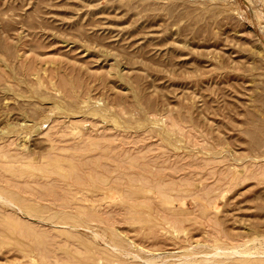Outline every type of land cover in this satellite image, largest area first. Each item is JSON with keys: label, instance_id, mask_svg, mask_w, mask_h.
Instances as JSON below:
<instances>
[{"label": "rangeland", "instance_id": "rangeland-1", "mask_svg": "<svg viewBox=\"0 0 264 264\" xmlns=\"http://www.w3.org/2000/svg\"><path fill=\"white\" fill-rule=\"evenodd\" d=\"M0 199V264H264V0H0Z\"/></svg>", "mask_w": 264, "mask_h": 264}, {"label": "bare ground", "instance_id": "bare-ground-1", "mask_svg": "<svg viewBox=\"0 0 264 264\" xmlns=\"http://www.w3.org/2000/svg\"><path fill=\"white\" fill-rule=\"evenodd\" d=\"M105 110V109H104ZM100 113H102V112H100ZM5 153V152H4ZM68 161V160H67ZM13 162V161H12ZM69 164V163H68ZM52 165V164H51ZM16 169V168H15ZM14 169V170H15ZM68 169V168H67ZM19 170V169H18ZM17 170V171H18ZM38 170V169H37ZM10 171V170H9ZM40 171V170H39ZM7 172V171H6ZM75 173V172H74ZM13 174V173H12ZM14 175V174H13ZM89 175V174H88ZM95 176H96V174H95ZM132 179V178H131ZM134 180V179H133ZM105 182V181H104ZM149 182V181H148ZM150 186V185H149ZM91 187V186H90ZM96 187V186H95ZM152 187V186H151ZM89 189V188H88ZM160 189V188H159ZM73 190V189H72ZM76 191V190H75ZM11 193H13V192H11ZM81 194L83 193V192H80ZM160 193H161V191H160ZM167 193V192H166ZM78 194H79V192H78ZM78 194H76V195H78ZM9 195V194H8ZM103 195H105V194H103ZM166 195V194H165ZM2 196H4L3 194H2ZM14 196V195H13ZM168 196V195H167ZM161 197V196H160ZM2 198V197H1ZM4 198H5V196H4ZM71 198V197H70ZM6 199V198H5ZM83 199V198H82ZM81 198H80V200H82ZM1 200V199H0ZM2 200H4V199H2ZM94 200V199H93ZM5 201V200H4ZM10 201V200H9ZM73 201V200H72ZM84 201V200H83ZM160 201H161V199H160ZM8 204H10V202H8V201H6ZM11 203H13V201H11ZM67 203V202H66ZM161 203H163V198H162V202ZM136 206H137V204H135ZM14 206V205H13ZM74 207V206H73ZM138 208V207H137ZM83 209V208H82ZM52 212V211H51ZM51 212H49V213H51ZM65 212V211H64ZM62 213V212H61ZM55 214V213H54ZM58 214V213H57ZM63 216V215H62ZM48 217H51V216H48ZM5 218H6V216H5ZM72 218H74V217H72ZM54 219V218H53ZM73 221V220H72ZM2 222H3V220H2ZM1 222V223H2ZM7 222V221H6ZM169 222V221H168ZM26 223V222H25ZM59 223H60V221H59ZM175 224V223H174ZM176 225V224H175ZM169 226V225H168ZM13 227V226H12ZM76 227V226H75ZM8 230V229H7ZM31 231V230H30ZM176 232V231H175ZM174 233V232H173ZM94 234V233H93ZM38 235V234H37ZM95 236H96V234H94ZM40 238V237H39ZM43 238V237H42ZM114 242V241H113ZM113 244V243H112ZM116 245V244H115ZM112 246H114V245H112ZM115 247V246H114ZM117 248H118V245H117ZM216 248H218V247H216ZM113 249V248H112ZM219 249H220V247H219ZM118 250H120V248L118 249ZM234 250H236V249H233V251ZM73 251V250H72ZM233 251L231 252V254L233 253ZM82 252V251H81ZM216 253H218L219 251H215ZM222 252V251H221ZM235 252V251H234ZM238 251L236 250V252L235 253H237ZM23 253V252H22ZM39 253V252H38ZM46 253V252H45ZM123 253V252H122ZM214 253V252H213ZM212 253V254H213ZM238 253H242L241 251L240 252H238ZM24 254V253H23ZM27 254V253H26ZM67 254V253H66ZM137 253H134V255H136ZM243 255L244 254H246V253H242ZM250 254V253H249ZM133 255V256H134ZM138 255V254H137ZM220 255H222V254H220ZM240 255V254H239ZM251 255V254H250ZM26 256V255H25ZM24 256V257H25ZM139 256V255H138ZM138 256H135V257H138ZM226 256V255H225ZM140 257V256H139ZM29 258V257H28ZM44 258V257H43ZM145 258V257H144ZM147 258V257H146ZM146 258H145V261H146ZM149 258V257H148ZM147 258V259H148ZM189 258V257H188ZM141 259V258H140ZM149 259H151V258H149ZM187 259V258H186ZM185 259V260H186ZM242 259V258H241ZM259 259V258H258ZM29 260H32V257H31V259H29ZM154 258L153 259H151V262H153L154 263ZM193 261H194V259H192ZM207 260V259H206ZM187 261H189V260H187ZM251 261V260H250ZM260 261H261V259H260ZM262 261H264V260H262ZM57 262V261H56ZM146 262H148V261H146ZM156 262V261H155ZM190 263H191V261H189ZM200 262V261H199ZM59 263V262H58ZM170 263V262H169ZM264 263V262H263ZM13 264H15V263H13ZM55 264V263H54ZM60 264V263H59ZM62 264V263H61ZM120 264V263H119ZM157 264V263H156ZM161 264V263H160ZM167 264V263H166ZM171 264H173V263H171ZM237 264H238V262H237Z\"/></svg>", "mask_w": 264, "mask_h": 264}]
</instances>
